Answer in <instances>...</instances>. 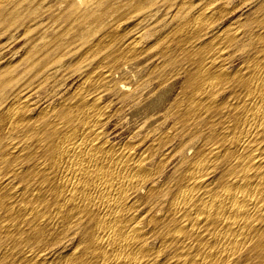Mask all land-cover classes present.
<instances>
[{"label": "bare ground", "instance_id": "6f19581e", "mask_svg": "<svg viewBox=\"0 0 264 264\" xmlns=\"http://www.w3.org/2000/svg\"><path fill=\"white\" fill-rule=\"evenodd\" d=\"M223 3L224 7H200L182 27L179 47L192 55L194 67L187 78L189 96L177 105L180 125L203 123L207 132L204 150L193 155L174 184H155L161 169L147 166L159 147L155 140L135 151L104 139L103 131L94 127L101 122L99 110L95 111L100 107L99 96L84 110L93 112L92 116L77 113L76 119L84 124L75 127L71 124L75 114H63L64 119L56 118L46 131L38 123L28 125L27 114L23 118V110L33 102L24 98L20 106L9 108L8 120L44 141L36 146L38 159L30 168L36 185L29 203L20 202L19 211L45 231L59 222L71 228L81 221L82 246L74 250L76 264H264V0H240L231 7L225 6L229 1ZM246 7H254L248 21L234 20L218 27ZM144 35L134 34L123 54L113 52L109 62L144 53ZM190 38L192 49L184 45ZM236 60L240 63L232 69ZM110 70L99 71L102 83L109 82ZM49 123L45 120L42 125ZM212 175L216 177L210 180ZM29 187L26 180L25 188ZM138 190L152 204L140 212L141 204L130 197ZM11 203L6 213L13 211ZM157 207V217L146 216ZM4 225L12 228L16 224ZM43 233L22 236L21 241L39 244L46 237ZM27 251L31 263L47 264L43 253Z\"/></svg>", "mask_w": 264, "mask_h": 264}, {"label": "rangeland", "instance_id": "374dc122", "mask_svg": "<svg viewBox=\"0 0 264 264\" xmlns=\"http://www.w3.org/2000/svg\"><path fill=\"white\" fill-rule=\"evenodd\" d=\"M223 2L228 3L225 6L231 7L239 4L240 0L1 1L0 264H33L32 260H28L27 250L44 254L48 259L47 264H76L74 250H79L82 246L80 236L84 226L79 225L81 221L76 225H79L78 228H69L65 223L59 222L47 227L45 231L42 226H35L37 221L30 222V218L19 211L20 202H28L31 189L36 185V175L31 173L30 168L33 160L38 159L34 152L36 146L44 141H37L39 134L34 137L31 132L21 128L19 123L16 124V121L8 120L6 115L9 108L20 106L19 102L24 98L33 102L23 110V118L27 114L24 120L28 125L38 123L41 130L46 131L63 114H75L71 122L75 127L80 123L84 124L76 119L77 113H83L87 103L99 96L100 107L95 111H100L97 114H101V122L94 127L103 131L104 139L115 146L123 144L132 147L135 151L143 150L155 140L159 147L156 151L152 150L155 151L154 158L147 166L161 169L162 176L159 173L155 184H174L193 155L204 150L203 142L207 132L203 123L195 125L189 121L184 126L180 125L181 111L177 105L189 96L191 85L187 78L194 67L192 55L179 47L185 31L182 27L195 17L200 7L210 4L209 6L216 8L223 6ZM253 9L254 7L238 9L220 22L218 27L223 28L234 20L243 23L248 21ZM138 32L146 35L141 44L145 47L144 53L121 57L119 61L110 63L109 56L113 52L123 54L122 50H125L128 40ZM149 32L151 38H148ZM187 35L185 38L188 39ZM191 43L190 38V42L184 45L192 49ZM239 63L236 60L231 68L235 69ZM106 69H111V77L109 82L102 83L98 76ZM105 105L106 108L101 109ZM29 113L31 119L28 118ZM84 113L85 116H92L93 112ZM45 120L50 125L43 126ZM86 120L88 121V117ZM90 124L88 122L86 126ZM21 147L23 150L19 152ZM28 151L29 155L25 157ZM215 177L216 175H212L210 180ZM26 180L28 187L31 185L29 190L25 188ZM130 197L132 201L135 199L136 204H141L139 212L152 205L151 199L142 191L138 190ZM9 203L11 206L15 205V210L6 213ZM133 210L138 212L136 207ZM158 213V207L151 208L146 216L155 218ZM5 222H14L16 225L12 228L5 225L3 227ZM34 233H43L46 237L35 245L21 241L22 236Z\"/></svg>", "mask_w": 264, "mask_h": 264}]
</instances>
